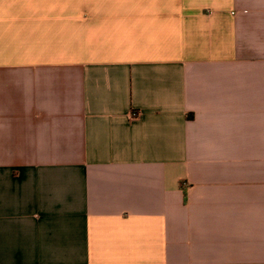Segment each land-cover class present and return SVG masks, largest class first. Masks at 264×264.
Segmentation results:
<instances>
[{
  "label": "crops",
  "instance_id": "1",
  "mask_svg": "<svg viewBox=\"0 0 264 264\" xmlns=\"http://www.w3.org/2000/svg\"><path fill=\"white\" fill-rule=\"evenodd\" d=\"M0 264H264V0H0Z\"/></svg>",
  "mask_w": 264,
  "mask_h": 264
},
{
  "label": "built area",
  "instance_id": "2",
  "mask_svg": "<svg viewBox=\"0 0 264 264\" xmlns=\"http://www.w3.org/2000/svg\"><path fill=\"white\" fill-rule=\"evenodd\" d=\"M136 116H137V115H136L135 113L132 114V117H133V118L136 117Z\"/></svg>",
  "mask_w": 264,
  "mask_h": 264
}]
</instances>
